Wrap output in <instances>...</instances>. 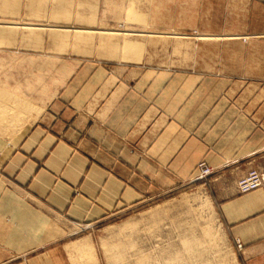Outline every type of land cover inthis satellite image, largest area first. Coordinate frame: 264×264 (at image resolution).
I'll return each instance as SVG.
<instances>
[{"label":"rangeland","instance_id":"rangeland-1","mask_svg":"<svg viewBox=\"0 0 264 264\" xmlns=\"http://www.w3.org/2000/svg\"><path fill=\"white\" fill-rule=\"evenodd\" d=\"M96 5L91 20L71 15L68 31H48L67 46L0 53V101L11 95L1 109L0 168L16 156L24 174L36 167L67 198L55 194L60 206L49 215L39 209L50 227L29 253L81 238L87 248L71 249L69 264H239L242 244L229 240L212 187L264 186L251 179L264 178V0ZM80 29L92 32L77 39ZM102 29H117L116 48L98 46ZM52 98L74 108L54 117L88 116L70 142L54 126L27 137ZM105 121L113 133L88 131Z\"/></svg>","mask_w":264,"mask_h":264},{"label":"crops","instance_id":"crops-1","mask_svg":"<svg viewBox=\"0 0 264 264\" xmlns=\"http://www.w3.org/2000/svg\"><path fill=\"white\" fill-rule=\"evenodd\" d=\"M96 13V0H0V53L2 51V53L12 54L24 48L37 46L65 47L69 43L55 42L53 38L48 37V31L66 32L69 29L62 22L69 19L71 15H76L78 19L82 16L84 19L88 17L87 19L91 20ZM90 31V29H80L77 31L76 38L79 39L80 32ZM116 31L117 29L98 30L100 34L108 35L102 37L98 46L116 48L118 41V31ZM67 36V33L62 34L61 39L64 40ZM75 42L80 44L78 40ZM114 95L116 96L117 92ZM52 100L42 107L27 137H30L38 127L54 126L62 131L56 136L70 142L74 140V137H79L83 129H88L90 126L87 122L88 116L82 113H77L76 116L60 114L54 117L55 112L74 111V108L72 106L62 108L53 98ZM86 107L93 110L91 107L95 106L86 105ZM101 107L99 111H105ZM25 109L29 108L25 107ZM4 123L0 120V124ZM12 124L13 126L21 125L17 122ZM111 124L108 121L95 122L88 131L98 127L100 131L105 129L113 133ZM29 139L32 140V138ZM21 141L23 142V139ZM261 143L256 142L253 148L259 147ZM250 148L252 147L242 151L248 154ZM196 152L200 153L198 148ZM37 172L34 167V171L30 174L26 172L24 174L16 156L0 168V264L70 263L71 246L77 241L67 242L60 248L48 247L43 252L29 253L32 246H37L39 237L44 235L43 232L49 231L48 227H50L44 225L49 222L48 216L40 220L39 209H43L46 215H49L48 211L54 213V207L60 206L54 202L56 195L61 203H65L67 199L64 194L55 192H63L65 188L58 190L52 188L47 182L41 181ZM66 190L69 191V188ZM212 193L229 240L233 245L236 239L242 244L241 249L237 250L239 264H264V186L244 194H237L231 183L218 182L212 187ZM51 223L53 225V221ZM52 232H54L53 228H50V233ZM80 240L82 239H78ZM20 254L27 255L22 260H17L16 257Z\"/></svg>","mask_w":264,"mask_h":264},{"label":"bare ground","instance_id":"bare-ground-1","mask_svg":"<svg viewBox=\"0 0 264 264\" xmlns=\"http://www.w3.org/2000/svg\"><path fill=\"white\" fill-rule=\"evenodd\" d=\"M1 91L2 90H0V93H1ZM3 93V97H4V91L2 92ZM6 95V94H5ZM7 96V95H6ZM6 96L2 99V102L0 101V117L2 116V114H1V109H2V107L3 108H6L4 105H6L5 104V102H9V104H10V100H11V98H10V96L11 95H8L9 97H7V99H6ZM1 98V97H0ZM10 98V99H9ZM1 100V99H0ZM4 101V102H3ZM14 102V101H13ZM8 104V103H7ZM13 104V103H12ZM18 104V103H17ZM5 110V109H4ZM4 110H3V112H4ZM2 112V113H3ZM16 117V116H15ZM24 118V117H23ZM11 119H13V118H11ZM8 120H10V119H8ZM10 122V121H9ZM9 122H7V123H9ZM19 123V122H18ZM87 241L86 240H80V241H77V242H75L74 244H72V246H71V248L72 249H74V250H79V249H82V250H84L83 248L84 247H86L87 248Z\"/></svg>","mask_w":264,"mask_h":264},{"label":"built area","instance_id":"built-area-1","mask_svg":"<svg viewBox=\"0 0 264 264\" xmlns=\"http://www.w3.org/2000/svg\"><path fill=\"white\" fill-rule=\"evenodd\" d=\"M254 178H255V179H254ZM251 179H252V180H253V179H254V180L258 179V180H259V179H264V178H263V177L260 178V176H258L257 174H255L254 177L251 178ZM250 181H251V180H250Z\"/></svg>","mask_w":264,"mask_h":264}]
</instances>
